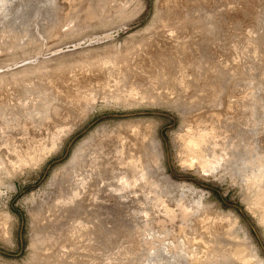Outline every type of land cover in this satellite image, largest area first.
I'll return each mask as SVG.
<instances>
[{
  "label": "rangeland",
  "instance_id": "obj_1",
  "mask_svg": "<svg viewBox=\"0 0 264 264\" xmlns=\"http://www.w3.org/2000/svg\"><path fill=\"white\" fill-rule=\"evenodd\" d=\"M158 1L106 0L99 21L70 32L93 18L81 17L93 0H0V97L15 102V77L51 87L63 74L67 89L127 69L133 59L112 60L154 23ZM181 2L166 23L175 35L168 59L134 62L127 84L125 70L117 78L135 100L100 95L85 117L57 99L48 113L17 114L22 125L0 132V264H191L213 252H234L228 264H237L243 248L264 264V161L247 166L264 160V0ZM134 120L152 130L157 193L142 181L117 190L125 171L118 135L111 142L101 133ZM65 122L75 128L58 147L52 133ZM190 132L200 137L184 149L181 136ZM95 135L98 165L85 192L64 203L73 187L65 167ZM158 191L165 207L155 205ZM180 200L193 212L187 220L174 216Z\"/></svg>",
  "mask_w": 264,
  "mask_h": 264
},
{
  "label": "bare ground",
  "instance_id": "obj_2",
  "mask_svg": "<svg viewBox=\"0 0 264 264\" xmlns=\"http://www.w3.org/2000/svg\"><path fill=\"white\" fill-rule=\"evenodd\" d=\"M105 1L106 0H93V2H91V4L88 7H85L84 9H82V16H81L82 18L85 16L84 13L92 15L93 18L91 20H88V21H85L84 19L81 18L82 23L77 24V25L75 24V27L72 28L70 30V32L80 31V30L86 28L88 26L87 25L88 23H94L93 21H95V22L99 21L100 18L98 16H100V15L98 13L100 11L101 6L105 4V3H103ZM132 1H133V3H131V4H135V2H137V0H132ZM158 3H159L158 4V11H157L156 17L154 19V23L152 25H149L146 29H144L143 35L141 36L140 39H138V40L132 39L130 42H128L126 44L125 50L122 53L118 52V54L112 60L113 62L116 63L117 61H120V60L122 62V60L129 61L130 59L131 60L133 59V62L131 63V65L127 69H123V70H125V75H124L122 68H119L118 70H116L115 74L110 73V76L106 77L104 79L103 83H95V84H91L87 87H85V86H75L74 87V84H70L67 86L68 87L67 89H64L62 87L65 85V83L67 84L65 78H63V74L58 75L59 78L58 77L56 78L57 81L51 87L48 85H45L43 83H36L37 85H35L33 81L29 84H25V82H23L21 80L22 76L21 77H15L12 79V85L19 87L20 95L17 96L14 103L10 102V100L4 99L3 97H0V132L8 133L10 127L15 128V127L22 125V124H20V120L17 117V114L29 113L31 111L35 112V111H39L40 109H41V114L48 113L51 110V108H50L51 104L53 103V101L56 102L57 99L58 100L61 99V101L66 102V104L68 103L73 108L78 109L79 114L81 116L85 115V117L87 116V114L89 115L88 112L95 105V103L97 102V99H98V97H100V95H102L104 99H107V98H109L108 96H110V97L117 98V99H123L124 101L135 100L137 98V96L134 94H133V96H131V98L125 96V91H126L125 86L120 85V83H118V81H117V78H119V76L121 74H123L124 76H126L128 78V79H125L122 81V82H124L123 84L129 83V80L132 77L131 76L132 72H130L129 70H133L134 68H136L133 65L134 62L137 63L136 66H138L139 63L147 64L149 61H151L153 59H157V60L162 59L163 61H166L168 59V57L170 56V48L172 46L170 44H173L175 41V35H174V33H172L171 29L168 27V24H166V23L167 22L169 23L170 21H172L171 17H172V19L174 18L172 15H175V13L179 14V12H180L179 10L183 6V5H181L182 2H181V0H159ZM126 10H128V8ZM80 15H81V13H80ZM111 16H112V14L105 16V17H102L101 19H105L106 17H111ZM120 67H121V65H120ZM51 84H53V83H51ZM21 85H23V86H21ZM33 117H35V115ZM143 126H144V122L142 120L141 121L140 120L139 121L134 120L131 122H127L124 124L117 125V127L114 128L113 130H111V129H110V131L104 130L101 133V136L106 135L107 137H109L108 139L111 142H113L114 138H115L112 136L118 135V138H117L118 146H117L116 150L121 154V159H122L121 165L124 166L125 171L122 172V174H121V177L119 180L120 184H119V188H117V190L124 191V190H127V188L128 189L133 188L138 184V182L142 181L144 183V185L151 184V188L153 187V189H151V188L150 189L152 191H154L155 193H157V190L154 187L157 186L158 183L156 184L155 182H151V180L149 178V168H150V164H151L150 161H151V155H152L151 147L149 144V142H150L149 139H151L153 137L152 136L153 134H152L151 129L144 130ZM74 128H75V126L72 125L71 123H68V122H65L64 124L59 125V127L52 133V137H51V138H55L54 140H55L56 146L60 147L61 144L63 143L65 137H67V135H69L73 131ZM25 129L28 130L27 127ZM136 131H138L139 133ZM124 133H127L126 136L129 138L128 139L129 141H124L125 137H126V136H123ZM138 134H139V137H138ZM209 134H210V132H206L203 135L204 138H207ZM98 135L97 136L95 135L91 139L92 141H89L88 143H86V145L80 147V149L75 153L72 160L70 161V164L65 167L67 170L72 171V174H71L72 178L71 179L73 182V187L70 189L68 196L61 197L60 201H62L64 203L72 202L74 199L78 198L83 192H85L86 187L88 186V184L90 182V178L92 176L88 172H93L94 169L98 165L97 147L99 149V147L102 146V145H99L101 143V141H99L101 136L97 140ZM197 137H200L199 132H190L187 134L184 133L181 136V139L183 140L184 149L186 147L195 146L197 143ZM140 139H144L145 141L139 142ZM93 142H95V143H93ZM140 143L142 144L141 146H140ZM91 144L93 145V151L89 155V158L91 159V162L89 164L90 167L87 168L85 172H82L79 163L85 157L84 152L86 151L87 147ZM35 147L38 148L37 145H35ZM37 148H34V151H36ZM7 149L9 151H11V146H8ZM240 149H242V148H240ZM103 150H99L100 153H102V152L104 153ZM14 153L16 155H18V157H22V158L24 157L23 155L19 156V153H22L21 150L14 151ZM182 153H185V155H186V152L183 151ZM262 158L263 157L257 158L256 160H253V159L249 160L248 163L246 162L247 166L248 165L251 167L261 166L263 164V161H264V160H262ZM182 159H183L184 163L189 162V160H190L189 156H184V155L182 156ZM23 160H26V157H24ZM247 169H248V167H247ZM247 177H248L247 179H249L248 181H251L254 178V174L249 173L247 175ZM146 187L148 188V186H146ZM158 193H159V191H158ZM149 194H150V192H149ZM166 194H168V193H166ZM164 198L162 195H160V193L158 195H156L155 205L158 204V206H159V204H161V206L165 207L166 206V200ZM178 205L180 207V209H179L180 214L178 215L174 211V216L177 217V219L179 217L182 220H187L189 217H191L193 212H191L190 206H188L182 200H180L178 202ZM172 213H173L172 211L168 210L167 214L170 215ZM227 227L229 229V225ZM228 231H230V230H228ZM196 240L197 239H195V241ZM201 240H204V239H201ZM198 241H199V239H198ZM189 242H191V241H189ZM220 248H222V247H220ZM207 250H208V248H207ZM237 251L241 255L239 257V260L237 261V264H253L254 258H253V254L251 253L250 250L243 248V249L236 250L235 252H237ZM196 254H197V252H196ZM233 255L236 256V254L234 252H228V253L224 252L221 254L220 253L217 254V253L213 252L211 254V256H208L209 258L205 262L202 260L203 262H199V263L198 262H193V263L190 262V263L191 264H228V261H230V258L231 259L233 258ZM188 262H189V260H188Z\"/></svg>",
  "mask_w": 264,
  "mask_h": 264
}]
</instances>
